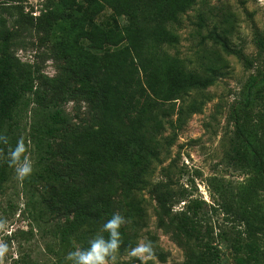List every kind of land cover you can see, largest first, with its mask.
Instances as JSON below:
<instances>
[{
	"label": "trees",
	"instance_id": "trees-1",
	"mask_svg": "<svg viewBox=\"0 0 264 264\" xmlns=\"http://www.w3.org/2000/svg\"><path fill=\"white\" fill-rule=\"evenodd\" d=\"M11 1L37 32L63 39L58 40L59 49L61 57L68 59L75 88L65 91L69 83L63 82V90L55 85L42 92L36 86V71L12 54L14 33L0 17V134L8 138L7 145H0V193L13 170L5 162L6 154L17 140L23 138L28 152H35L40 161L56 155L54 145L67 125L60 106L67 100L60 99L64 92L73 99L84 98L94 113L95 126L58 149L73 180H84L73 190L54 191V204L71 217L53 233L61 251L54 264H70L65 258L77 245L85 250L95 237L107 239L103 224L118 213L116 197L110 192L114 184L128 219L134 225L143 220L138 196L150 187L153 167L163 161V134L172 125L171 117L200 111L202 103L196 95L213 86L217 75L212 68L192 70L168 53L179 44L176 29L183 15L198 0H51L53 8L38 19L24 14L27 0ZM106 11L110 16L102 20ZM203 22L200 18L199 27ZM211 38L228 54L240 55L220 34L214 32ZM257 47V60L264 66V38L257 40ZM98 51L105 53L98 56ZM245 64L253 66L248 59ZM259 90L255 95L262 100L264 111V87ZM157 106L159 113L152 114ZM25 115L29 116L28 127L22 125ZM255 162L264 179V156L258 155ZM216 194L229 220L241 228L240 238L247 236L244 247L251 260L259 263L264 256L259 246V239H264V205L251 188L236 194L222 186ZM187 199L185 192L176 191L171 184L155 195L160 216L188 245L184 264H219L212 217L205 203ZM182 202H186L184 207L174 213L173 207ZM135 230L129 235L121 227L120 248L109 263L119 264V258L135 246ZM158 256L164 261L162 253Z\"/></svg>",
	"mask_w": 264,
	"mask_h": 264
},
{
	"label": "rangeland",
	"instance_id": "rangeland-1",
	"mask_svg": "<svg viewBox=\"0 0 264 264\" xmlns=\"http://www.w3.org/2000/svg\"><path fill=\"white\" fill-rule=\"evenodd\" d=\"M50 1L33 0L25 4L24 14L26 8L30 9L36 13L31 17L38 19L53 8ZM16 5L11 0H0V17L6 19L14 33L11 50L14 57L36 71V86L42 92H49L55 85L63 90V82L69 83L65 91L74 89L68 59L61 57L59 49L63 39L56 34L37 32L18 13ZM109 16L110 11H106L101 19L107 20ZM200 18L204 20L202 27L198 25ZM176 32L179 44L168 49V53L182 59L192 70L205 72L212 68L217 76L213 86L196 95L202 103L200 111L184 112L180 120L177 114L171 117L172 125L163 134V161L153 167L150 187L138 196L143 220L134 225L126 215L118 186L114 184L110 189L116 197L118 214L125 218L122 226L126 232L132 235L136 227L135 246L151 242L153 249L152 259L142 262L126 252L119 258V264L185 263L188 245L160 216L155 200L156 192L166 184L185 192L187 202L205 203L212 217L219 264H264L263 255L259 263L251 260L244 247L249 242L247 236L240 238L241 228L229 220L216 194L222 186L236 194L251 188L257 201L264 205V179L255 162L258 155L264 156L263 103L255 95L264 87V66L257 60V40L264 38V0H198L183 15ZM214 32L225 37L240 55L225 52L211 38ZM83 44L86 46V42ZM104 53L96 52L98 56ZM245 59L253 66H246ZM60 99H67L60 104L67 125L54 145L56 155L49 161H40L35 152H30L32 176L18 181L12 170L0 193V248L6 249L0 254V264H54L61 256L53 233L71 217L54 204V191L73 190L81 187L84 180H73L58 149L91 130L95 119L84 98L73 99L64 92ZM159 108L152 114H158ZM143 122L149 125L146 117ZM29 123V116L25 115L22 125L28 127ZM185 203L175 205L173 212H179ZM259 246L264 252L263 238L259 239ZM76 249H80L78 245ZM69 250L70 247L65 253ZM161 253L164 261L158 256Z\"/></svg>",
	"mask_w": 264,
	"mask_h": 264
},
{
	"label": "clouds",
	"instance_id": "clouds-1",
	"mask_svg": "<svg viewBox=\"0 0 264 264\" xmlns=\"http://www.w3.org/2000/svg\"><path fill=\"white\" fill-rule=\"evenodd\" d=\"M8 138L0 134V145H7ZM5 162L9 168L14 170L18 181L29 179L33 172V161L23 138L17 140L14 147L10 148L6 154ZM126 223L125 218L118 213H114L110 219L103 224V231L108 234L97 236L87 249H76L69 252L66 261L70 264H108L109 260H114L121 243V227ZM6 249L0 248V254ZM128 255L140 259L142 262L152 259L153 249L151 242L137 243L128 251Z\"/></svg>",
	"mask_w": 264,
	"mask_h": 264
},
{
	"label": "built area",
	"instance_id": "built-area-1",
	"mask_svg": "<svg viewBox=\"0 0 264 264\" xmlns=\"http://www.w3.org/2000/svg\"><path fill=\"white\" fill-rule=\"evenodd\" d=\"M41 1H47V0H41ZM31 2H33V0H27V2H26L25 4H31ZM26 12H27V13H30V14L33 15L34 17H35V15H36L35 11H32V10L27 9V8H26Z\"/></svg>",
	"mask_w": 264,
	"mask_h": 264
}]
</instances>
